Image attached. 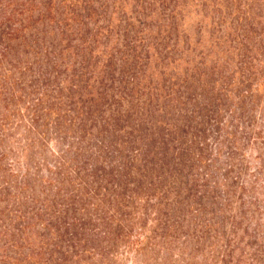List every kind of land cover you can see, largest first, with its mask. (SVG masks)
<instances>
[{
	"label": "rangeland",
	"instance_id": "obj_1",
	"mask_svg": "<svg viewBox=\"0 0 264 264\" xmlns=\"http://www.w3.org/2000/svg\"><path fill=\"white\" fill-rule=\"evenodd\" d=\"M0 31V264H264V0H0ZM70 83L167 134L150 197L94 192L135 115L84 124Z\"/></svg>",
	"mask_w": 264,
	"mask_h": 264
},
{
	"label": "trees",
	"instance_id": "obj_2",
	"mask_svg": "<svg viewBox=\"0 0 264 264\" xmlns=\"http://www.w3.org/2000/svg\"><path fill=\"white\" fill-rule=\"evenodd\" d=\"M11 15H16L15 11H10ZM2 26V25H1ZM19 30V27H8L7 34L13 36L16 31ZM1 31H0V66L2 63L7 64L8 66V75L12 74L11 71L14 70L15 65L17 64L16 60L13 59L15 49H12L10 46L13 43L12 40L6 38V41L1 40ZM5 45H4V44ZM7 44V45H6ZM53 66H56V61L53 60ZM54 75L57 74V71L53 72ZM74 74L71 75L73 77ZM42 79H47L49 75H41ZM7 76L2 78L0 83V95L3 91H5L4 85H6ZM110 80V79H109ZM83 85H85L83 83ZM73 84L70 83L69 88L66 93L68 95L65 96V99L69 101V103L73 100V98H77V102L79 103L80 115L84 116V120L82 123L89 122L93 124L104 109L108 110V113L105 117L101 118V120H97V122H101V125L107 126L109 123L117 124L122 121L121 117L128 119L130 115L133 113L135 115L136 128L133 126L124 125L120 127L119 125L117 129L113 131H117L121 133V137L117 139V141H111L116 146H126L123 151L118 149H114L111 152H106L107 155H110L109 159L113 157L116 158L115 162L106 163L105 170H103V175L101 179L97 177H92L90 181V185L93 186L94 192L101 181L109 182L113 184L118 190H121L122 196L124 197L125 192L128 190V187H132L131 192H141L143 190V195L146 197H150L152 194L150 193V188L154 187L155 183L159 182L160 174L170 173L173 168L172 165L168 164V160H166V156L169 153L167 150V134H162V131H158L156 129L155 132H149L147 136L144 134L142 136H137L134 133H139L144 130V122L145 119L142 117V114H138L133 109L132 105L128 104L121 108V104L118 100L123 99L120 95H116L112 90H105L104 87L99 86L98 91L88 90H80L81 86L72 90L71 88ZM87 85H85L86 87ZM74 92H76L74 94ZM109 93V94H108ZM107 97L112 99L115 97L116 99L110 100L109 103L105 101ZM101 108V109H100ZM99 110V111H98ZM102 110V111H101ZM97 113V114H96ZM159 129V128H158ZM96 133H99V129H95ZM101 143V142H100ZM99 143V144H100ZM176 145H180L178 142L174 140ZM100 150V145L97 146ZM123 147H119L122 149ZM177 146L174 150L171 148V153L173 154V164L174 166L179 165V152L182 148ZM118 157V158H117ZM167 161V162H166ZM168 165V166H167ZM168 167V169H167ZM81 168V167H80ZM97 170V169H96ZM95 171V169H94ZM79 189H83V186H80ZM78 243V242H77Z\"/></svg>",
	"mask_w": 264,
	"mask_h": 264
}]
</instances>
